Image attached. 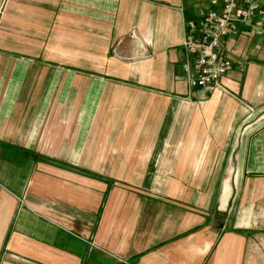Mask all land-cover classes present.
Listing matches in <instances>:
<instances>
[{
  "label": "crops",
  "instance_id": "1",
  "mask_svg": "<svg viewBox=\"0 0 264 264\" xmlns=\"http://www.w3.org/2000/svg\"><path fill=\"white\" fill-rule=\"evenodd\" d=\"M199 9L4 4L0 264H264V31L242 27L220 85L190 88Z\"/></svg>",
  "mask_w": 264,
  "mask_h": 264
},
{
  "label": "built area",
  "instance_id": "2",
  "mask_svg": "<svg viewBox=\"0 0 264 264\" xmlns=\"http://www.w3.org/2000/svg\"><path fill=\"white\" fill-rule=\"evenodd\" d=\"M244 26L257 34L264 31V0H208L195 18L184 19L182 69L190 88L208 91L220 85L232 67L226 40Z\"/></svg>",
  "mask_w": 264,
  "mask_h": 264
},
{
  "label": "rangeland",
  "instance_id": "3",
  "mask_svg": "<svg viewBox=\"0 0 264 264\" xmlns=\"http://www.w3.org/2000/svg\"><path fill=\"white\" fill-rule=\"evenodd\" d=\"M8 0H0V16L1 14L3 13V7H4V4L7 2ZM196 2L199 4L200 7H205V3H203V0H196ZM1 18V17H0ZM1 20V19H0ZM259 210V206L258 204H256L253 209H252V212H256ZM260 211V210H259ZM258 213V212H257ZM255 216V215H254Z\"/></svg>",
  "mask_w": 264,
  "mask_h": 264
},
{
  "label": "trees",
  "instance_id": "4",
  "mask_svg": "<svg viewBox=\"0 0 264 264\" xmlns=\"http://www.w3.org/2000/svg\"><path fill=\"white\" fill-rule=\"evenodd\" d=\"M183 14H184V19L195 18L196 16L192 12H189L188 10H184Z\"/></svg>",
  "mask_w": 264,
  "mask_h": 264
}]
</instances>
